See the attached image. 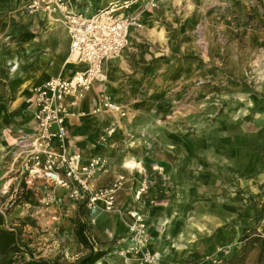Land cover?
I'll use <instances>...</instances> for the list:
<instances>
[{
	"label": "rangeland",
	"instance_id": "obj_1",
	"mask_svg": "<svg viewBox=\"0 0 264 264\" xmlns=\"http://www.w3.org/2000/svg\"><path fill=\"white\" fill-rule=\"evenodd\" d=\"M94 1L92 12L110 0ZM143 1L131 12L140 25L75 113L74 122L95 120L87 126L90 140L65 142L82 162L104 161L89 182L95 191H113V206L102 199L89 205L86 196L41 176L27 183L15 142L3 156L14 164L1 184L0 228L20 225L36 257L68 264L86 252L73 234L78 217L95 246L108 250L94 264H148L128 251L140 214L153 264L170 258L187 236L207 238L202 254L195 252L201 263L212 264L210 257L230 245L221 264L233 253L244 264H264V0ZM87 4L79 11L91 12ZM1 41L0 90L15 100L16 83L5 74L15 51ZM96 84L108 85L89 98ZM144 181L146 192H139ZM22 183L31 203L21 197ZM184 252L181 263L192 262Z\"/></svg>",
	"mask_w": 264,
	"mask_h": 264
},
{
	"label": "built area",
	"instance_id": "obj_2",
	"mask_svg": "<svg viewBox=\"0 0 264 264\" xmlns=\"http://www.w3.org/2000/svg\"><path fill=\"white\" fill-rule=\"evenodd\" d=\"M138 1L141 0H113L90 14L79 11L74 0H29L22 6L21 10L27 14L41 13L67 27L70 36L69 57L80 65L70 75L50 77L32 89L30 99L34 109V123L29 131L23 128L19 130L21 137L16 142L18 155L21 156V169L27 174L24 177L27 183L41 176L71 194L86 196L89 205L102 199L107 208L113 206V191H95L89 182L94 170L101 169L104 161L92 158L87 163L82 162L78 153L67 151L64 141L67 140V120L74 115L73 108L92 83L104 80V62L122 51L133 26L140 25L130 12ZM158 2L150 0L151 6ZM104 105L111 111L124 114L115 103L106 102ZM107 130L110 135L114 128ZM57 142L63 144L55 151L54 145ZM146 188L144 181L139 192ZM143 223L142 216L137 214L131 226L133 235L128 251L152 264L154 257L143 244L146 241ZM230 248V245L220 247L210 257L211 263L221 264L222 258L229 255ZM188 264L201 262L196 260Z\"/></svg>",
	"mask_w": 264,
	"mask_h": 264
},
{
	"label": "crops",
	"instance_id": "obj_3",
	"mask_svg": "<svg viewBox=\"0 0 264 264\" xmlns=\"http://www.w3.org/2000/svg\"><path fill=\"white\" fill-rule=\"evenodd\" d=\"M28 1L29 0H0V41L6 39L5 41H1V48L15 51L10 54L9 60L14 63V66L17 65L15 70H13V66L12 73H5L13 77V81L16 83L14 87L17 91L15 100H8V90H0V191L4 190L1 186L3 176L6 173L10 174V170L14 164L13 159L6 160L3 156L8 154L11 147L20 139L21 132L19 130L23 128L25 131H29L34 123V109L30 99L32 89L50 77L57 75L68 76L73 70L80 66L72 62L69 57L70 38L66 32L67 30H65V26L56 19L46 17L41 13H21L20 9ZM92 1L94 2L93 4ZM110 1H108V3ZM160 1L161 0H159V2ZM87 2H89V4H87ZM74 3L77 9L80 4L83 6L87 4L85 9L91 11L87 14L92 13L93 5L96 4L94 0H74ZM143 4V0L138 1L132 6L130 12L134 11L133 13L136 14L141 10V7H144ZM139 5L141 6L139 7ZM137 7L139 8L134 10ZM97 9L99 8L95 10ZM9 37L11 40H8ZM108 60L103 64L104 72L106 71L105 65L109 63ZM107 85H94L88 97L90 98L92 94L94 97L98 96L101 89L105 88ZM83 99L84 98L79 99L76 106L73 108L74 115L67 120V143L72 144L75 139H77L76 143L78 144L90 140L86 132L90 124L94 123L95 120H92L93 122L90 123L73 121L76 118L77 110L80 108ZM54 149L57 150V147L54 146ZM15 177L17 178V176ZM5 186L6 184L3 185V187ZM137 188L140 189L141 186ZM143 192L145 193L146 189ZM208 226L209 228L207 227V230L212 227L210 224ZM213 226L215 227L216 223ZM232 234H234V231ZM204 239L207 240V238H201L200 240L197 237L193 240L188 236L183 238L180 242L182 246L178 247L177 250L173 249L170 258L163 260L160 264H182L180 260L183 254L182 250H185L187 254L197 252V254L201 255L202 251L205 249ZM238 243L239 245H234L233 248H239L242 242L240 241ZM201 264L208 263L202 262Z\"/></svg>",
	"mask_w": 264,
	"mask_h": 264
},
{
	"label": "trees",
	"instance_id": "obj_4",
	"mask_svg": "<svg viewBox=\"0 0 264 264\" xmlns=\"http://www.w3.org/2000/svg\"><path fill=\"white\" fill-rule=\"evenodd\" d=\"M22 184V188L25 190V185L24 183ZM22 196L24 202H32L31 190L26 189ZM82 205V203L79 204V211ZM259 219L260 217L257 220ZM88 230L87 223L84 220L78 217L74 220L73 234L86 252L78 256L73 263L68 264H94L107 254V249L95 246V244H98V240L90 235ZM30 243V239L23 236L20 225L0 228V264H62L57 257L54 259L36 257ZM190 255L194 257L193 261L199 260V256L195 252H192ZM224 264H244V259L242 256L233 253L230 257L226 258Z\"/></svg>",
	"mask_w": 264,
	"mask_h": 264
},
{
	"label": "bare ground",
	"instance_id": "obj_5",
	"mask_svg": "<svg viewBox=\"0 0 264 264\" xmlns=\"http://www.w3.org/2000/svg\"><path fill=\"white\" fill-rule=\"evenodd\" d=\"M65 29L67 30L66 32H67L68 35H69V31H68L67 27H65ZM69 38H70V36H69ZM70 59H71V57H70ZM71 61L73 62V59H71ZM16 67H17V65L14 66V69H13V70H15ZM114 113H116V112H114ZM62 144H63V142H57V143H55L54 146L57 147V150H55V151H58V150L60 149V147L62 146ZM64 144H65V141H64ZM144 263H145V262H144ZM148 264H151V263H148ZM152 264H153V263H152Z\"/></svg>",
	"mask_w": 264,
	"mask_h": 264
}]
</instances>
